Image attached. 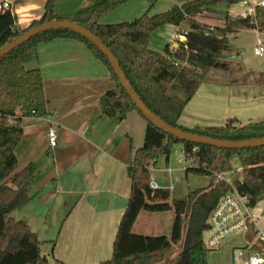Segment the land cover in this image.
I'll return each mask as SVG.
<instances>
[{"label": "trees", "instance_id": "obj_1", "mask_svg": "<svg viewBox=\"0 0 264 264\" xmlns=\"http://www.w3.org/2000/svg\"><path fill=\"white\" fill-rule=\"evenodd\" d=\"M129 0H96L80 9L69 19L55 15L56 0H46L44 13L27 28L19 29L9 10L0 12V49L31 29L52 21H68L95 35L118 62L127 82L145 107L168 126L181 131L231 142L264 138V122L236 127L235 119H228L219 127H182L178 120L187 102L218 63L228 42V35L239 29H259L262 23L254 18L226 16L224 24L209 27L197 18L217 6H232L242 0H188L169 9L150 14L149 10L131 20L104 24L102 18ZM152 6L156 0H149ZM165 25L183 28L184 42L175 48L166 45L161 52L148 46L150 34ZM72 39L82 43L106 67L114 87L106 90L98 100L102 116L122 120L136 111L145 121L142 145L135 149L126 166L130 191L124 212L119 220L112 244L111 257L100 264H166L173 246L180 250L174 264H208L202 243V233L208 229L210 212L218 200L235 190L247 197L252 209L264 198V147L240 150L218 149L175 139L148 122L136 109L120 86L107 59L90 42L70 30L40 33L0 58V264H53L40 253L35 233L24 221H16L12 213L28 203L32 196L28 188L36 174V166L28 163L18 168L14 150L23 137L20 120L41 115L45 105L43 81L37 68L25 64L36 58L37 46L54 39ZM170 87L183 96L177 100ZM170 91V92H169ZM181 145L185 162L192 168L185 173L209 177V184L187 192L184 197L170 199L166 188L149 187V169L157 159L167 161L171 147ZM237 156L240 172L228 182L218 179L232 171L230 159ZM141 211L172 212L173 220L168 236L141 235L134 232V224ZM248 225L246 239L256 236Z\"/></svg>", "mask_w": 264, "mask_h": 264}, {"label": "crops", "instance_id": "obj_2", "mask_svg": "<svg viewBox=\"0 0 264 264\" xmlns=\"http://www.w3.org/2000/svg\"><path fill=\"white\" fill-rule=\"evenodd\" d=\"M95 1L56 0L54 13L69 19ZM183 1L188 0H156L150 6L149 0H129L108 12L101 22L131 21L148 10L150 14L160 13ZM260 1L263 0H242L238 3L244 6L240 12L233 11L238 4L217 6L197 18L209 27H221L226 16L235 18L245 14L263 26L253 30L239 29L228 35V42L236 44L241 71L253 76L240 78L232 84L207 77L185 105L178 120L182 127H219L228 119H235L238 126L264 122V53L253 54L254 48H264V7L258 5ZM2 2L10 4L17 27L25 29L41 18L46 0H0ZM182 32L183 28L173 25L157 28L150 34L148 46L158 52L166 45L175 48L178 42L185 41ZM244 37L253 39L250 51L259 58L252 65L239 44ZM220 66L228 69L230 61ZM25 68L39 69L46 102L41 115L20 120L23 137L14 150L17 166L20 169L33 163L36 174L28 188L31 200L14 211L12 218L24 221L36 234L40 253L51 263L100 264L111 257L130 191L126 166L135 149L142 145L145 121L136 111L128 112L122 120L102 116L99 97L114 87V82L106 67L76 40L58 38L38 44L36 58L28 61ZM49 129L56 132L55 147L48 144ZM174 154H178L176 149ZM170 157L167 161L160 157L165 163H155L149 169L150 181H155L152 173L160 166L169 175L180 171L181 168L170 166ZM179 161L184 163L177 165L185 164L182 151ZM183 169L185 171V167ZM240 170L239 167L237 173L230 171L220 176L230 180ZM165 188L171 197L175 187ZM189 191L177 197H184ZM165 213L168 221L162 230L155 223L158 213L141 211L134 232L168 236L173 213ZM250 215L256 229L264 230V198L250 209ZM179 250V246H173L166 264H174Z\"/></svg>", "mask_w": 264, "mask_h": 264}, {"label": "rangeland", "instance_id": "obj_3", "mask_svg": "<svg viewBox=\"0 0 264 264\" xmlns=\"http://www.w3.org/2000/svg\"><path fill=\"white\" fill-rule=\"evenodd\" d=\"M150 3V2H149ZM151 5V3H150ZM151 8V7H150ZM244 8L243 5L238 4L236 6L233 7V11L234 12H240L242 9ZM253 17V16H252ZM221 18V17H220ZM245 40L242 41L241 46L243 47V51L245 52L246 55V59L249 61V64L252 65L253 61H257L259 60V58L254 57L252 52L250 51V48L252 47V42L253 39L250 38H246L244 37ZM236 44L233 42H227L218 63L224 64L225 62L230 61V66L228 69L223 70L222 66H216L214 69H212L211 73L208 76V79H218L222 82L228 83V84H232L236 81H238L240 78H248V77H252L253 75H251V73L249 72H242L241 68H240V60H239V56H237V52H236ZM225 69V68H224ZM243 75V76H242ZM241 76V77H239ZM174 97L177 100H182L183 96L180 93L179 90H177L176 88H171L169 89ZM169 91V92H170ZM236 127H239L237 124H235ZM176 149V151L178 152V154H174V150ZM181 145L179 144H174L171 147V151H170V160L169 163L170 166L172 168H181L179 172H174L173 174H170L167 171L162 170V166H160L157 171H154L152 173V177L153 179L162 187L165 188V186L169 187L170 185L174 186V190L171 191V197L170 199L173 198H178L177 196H179L178 194L184 193L187 189H189L190 191L199 189V188H204L209 184V177L207 176H203V175H197V174H193V173H185L184 171V167L186 165L182 164V165H177V163H184L182 161L178 162V158H181ZM20 163H22L21 159H20ZM47 163V162H46ZM156 163H165L164 160L161 158H158ZM230 163H231V167H232V171H235L237 173L238 168H239V160L237 156H233L230 159ZM41 169L39 170V175L41 174ZM235 172H233L232 174L234 175ZM237 175V174H236ZM187 176V177H186ZM226 176H230V175H226ZM232 178V177H231ZM230 178V179H231ZM175 179L177 181H175ZM180 180V181H179ZM157 217H159L155 223H158V225H160L162 227V230H164L163 228L166 226L167 221H168V214L167 213H158L156 214ZM151 235H149V233L147 235L149 236H157V233H150ZM162 234V233H161ZM246 237V234H245ZM243 236L241 234H235L230 236L225 242H223L220 247L216 250L213 251H209L207 253L206 256V260L208 264H233L232 262V252L235 248H239L241 246H243L245 244V241L243 240ZM245 240L249 243L252 242L247 240L245 238Z\"/></svg>", "mask_w": 264, "mask_h": 264}, {"label": "built area", "instance_id": "obj_4", "mask_svg": "<svg viewBox=\"0 0 264 264\" xmlns=\"http://www.w3.org/2000/svg\"><path fill=\"white\" fill-rule=\"evenodd\" d=\"M258 5L264 7V0L260 1ZM3 10L10 11V4L7 2L0 3V12ZM246 16L242 14L239 17L245 18ZM263 53V47L253 49V54L256 56H260ZM56 138L55 130L49 129L47 139L50 147L56 146ZM185 163V169L194 166L192 162ZM218 179L224 178L218 176ZM226 181L228 182L229 180ZM149 187L152 190L160 188L155 181H150ZM250 209L247 197L238 194L235 190L222 196L210 212L208 229L202 233V243L205 250H216L230 236L241 234L245 244L233 250V264H264V230L256 229L257 225L252 221ZM249 224H252L257 232L251 243L245 240V234Z\"/></svg>", "mask_w": 264, "mask_h": 264}, {"label": "water", "instance_id": "obj_5", "mask_svg": "<svg viewBox=\"0 0 264 264\" xmlns=\"http://www.w3.org/2000/svg\"><path fill=\"white\" fill-rule=\"evenodd\" d=\"M70 30L81 37L85 38L88 42H90L94 47H96L100 53L107 59L115 77L117 78L120 86L124 89L126 94L131 99V102L134 104L136 109L143 115V117L154 125L159 130L164 133L170 135L175 139H179L181 141L190 142L193 144L199 145H208L211 147H216L218 149H229V150H240L245 148H257L264 147V138L261 139H253L243 142H231V141H220L215 139H210L207 137H201L198 135H193L179 129L172 128L164 123L162 120L157 118L154 114H152L142 103V101L138 98L136 93L133 91L129 83L127 82L122 70L115 57L111 54V52L106 48V46L91 32L86 30L85 28L76 25L74 23L68 21H52L49 23L42 24L38 27H35L25 33L23 36L17 38L16 40L10 42L0 49V58L4 57L8 53H10L13 49L18 47L19 45L27 42L31 38L37 36L40 33L55 31V30Z\"/></svg>", "mask_w": 264, "mask_h": 264}]
</instances>
